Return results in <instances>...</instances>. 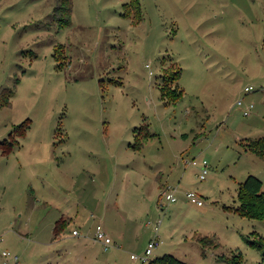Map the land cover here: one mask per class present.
Returning <instances> with one entry per match:
<instances>
[{"label":"rangeland","instance_id":"obj_1","mask_svg":"<svg viewBox=\"0 0 264 264\" xmlns=\"http://www.w3.org/2000/svg\"><path fill=\"white\" fill-rule=\"evenodd\" d=\"M129 2L0 0V264H140L157 221L152 259L261 260L248 240L264 222L235 209L249 175L264 190V159L245 150L264 138V0H138L130 19ZM171 78L184 94L169 103ZM99 221L107 250L90 247Z\"/></svg>","mask_w":264,"mask_h":264},{"label":"trees","instance_id":"obj_2","mask_svg":"<svg viewBox=\"0 0 264 264\" xmlns=\"http://www.w3.org/2000/svg\"><path fill=\"white\" fill-rule=\"evenodd\" d=\"M67 7V11H69L68 14L71 12V1H70V8ZM125 12L122 13V15L126 18L130 19V14L134 12V15H138L139 11L142 12L140 9L138 0H130L129 3L125 4L124 6ZM137 17V16H136ZM135 17V18H136ZM133 23L136 22V19H133ZM141 19L138 21L140 22ZM69 20L67 19L65 21L66 24H68ZM136 22V23H138ZM180 73V71H179ZM173 78L166 81V79L163 81V83L160 85V96L161 99L167 102H176L177 100H180L183 98V91L180 90V93L178 96H176L175 100V91L174 88L171 87L173 83ZM12 89H5L2 91V101L4 104L9 102V98L12 95ZM144 135V134H143ZM145 137V136H144ZM137 140L138 137H136ZM245 150L250 151L251 153L255 154L256 156L264 159V138H260L255 141H250L248 143V146L245 147ZM263 182L252 175H249L243 182L239 184L238 187V193L237 198L239 205L235 209L236 213L242 217L248 218V219H254V220H260L264 222V190L262 189ZM62 222V223H61ZM58 225V231H56L55 237H58V232L61 231L63 228V225L65 226V223L61 221ZM261 239V238H260ZM259 240V239H258ZM257 239L253 238L248 240V244L259 250L261 252V260L258 262V264H264V237H262L261 240L258 241ZM206 241L210 243H214L215 246H218L219 244L216 242L214 238H210L208 236L201 237L200 243L203 245ZM148 264H187L186 262H183L179 260L178 258L174 257L171 254H163L162 256L155 257Z\"/></svg>","mask_w":264,"mask_h":264},{"label":"built area","instance_id":"obj_3","mask_svg":"<svg viewBox=\"0 0 264 264\" xmlns=\"http://www.w3.org/2000/svg\"><path fill=\"white\" fill-rule=\"evenodd\" d=\"M250 90H251V87H245L244 88L245 92H249ZM237 105L242 106V101H238ZM251 108H253L252 104L245 105L243 115L244 116L248 115L249 109H251ZM191 165L200 167V173L198 175V178L200 180H204L205 176L207 174V162L205 160H201V159L197 160V161L193 160V161H191ZM174 191H175V189H172V191H169L168 188L163 189V191L159 195V199L163 198L168 204L175 202L177 199L174 195ZM185 196L190 202L196 203L197 206L203 205V202L197 193H195L193 191H188V192H186ZM160 223H161V221H157V223L152 226L151 235H150V238H149L144 250L139 255L131 254L130 255L131 260L138 261V262H140V264H148L150 262V260H152V254H153L154 250H156L160 246V243H161L160 233H159ZM78 234H79V232L77 229L72 230V235L78 236ZM93 240L96 242H101L104 250L109 249V247H111L112 244L114 243V242H112V239L106 234L101 223H98L95 226ZM2 256L7 257L9 255H8V253L3 252ZM13 261L14 262L17 261L16 256L13 257ZM4 264H7V263L4 262Z\"/></svg>","mask_w":264,"mask_h":264},{"label":"crops","instance_id":"obj_4","mask_svg":"<svg viewBox=\"0 0 264 264\" xmlns=\"http://www.w3.org/2000/svg\"><path fill=\"white\" fill-rule=\"evenodd\" d=\"M91 216H93V214H91ZM95 217H96V216H93V218H95ZM99 219H100V218H99ZM67 220H68V221H67ZM69 220H70V222H72L73 219H72L70 216L68 217V216H65L64 214H62L61 217H60V219L56 222V225H55L54 228H53V235H55V234H56V231H58V225L60 224L61 221H63L64 223H65V222H66V223H69ZM98 223H101V221H99ZM101 224L103 225V228H104L106 234L109 236V232L112 231V229L109 227L108 224H106V225H104L103 223H101ZM62 230H64V229H61V231L58 232V237H60ZM123 234H124V232L121 233L122 236H124ZM95 242H96V241H95ZM95 242H94V240L91 242V245H90L91 249H92V245H93ZM113 242H114V241H113ZM82 244L85 245V243H82Z\"/></svg>","mask_w":264,"mask_h":264}]
</instances>
